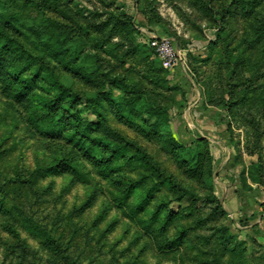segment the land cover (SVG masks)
I'll return each mask as SVG.
<instances>
[{
	"label": "rangeland",
	"instance_id": "obj_1",
	"mask_svg": "<svg viewBox=\"0 0 264 264\" xmlns=\"http://www.w3.org/2000/svg\"><path fill=\"white\" fill-rule=\"evenodd\" d=\"M47 3L32 8V19L45 11L59 28L63 18L58 9L63 6L73 7L82 15L77 19L81 25L94 22L90 19L95 13L100 20H109L126 12L133 16L135 25L152 35L172 38L181 60L164 66L154 54L167 70L169 84L179 85L180 90L167 101L168 118L160 136H146L118 119L111 96L97 98L98 104L91 101L96 99L93 93L104 92L107 86L95 87L79 80L39 48L28 46L31 69L37 67L39 75L45 70L51 76L48 82L34 77L30 91L48 97L57 95L64 116L78 117L82 123L100 122L97 135H103L102 125L107 126L118 134L116 138L125 149L121 151L123 156H116L105 171L97 173L101 168L91 165L74 141L34 132L28 112L0 82V206L14 204L21 208L46 227L61 247L59 254L51 253L20 225L18 217L0 212V264H264V119L254 129L246 126L244 114H252L255 122L259 119L260 111L251 108L252 103L229 112L228 68L222 66L219 79L214 64L219 55L209 48L217 39L216 28L225 21L233 29L236 44L242 29L257 15H264V0ZM245 11L250 15L244 16ZM0 32L27 45L1 19ZM146 37L139 41L144 43ZM111 42L122 40L113 35ZM84 50L91 52L87 47ZM253 62L256 69L244 77H258L254 87L247 89L258 97L261 87L264 89V79H259L264 65ZM177 65L179 75L172 72ZM208 75H212L211 83L207 82ZM203 77L208 86L205 90ZM112 93L113 97L120 94L118 90ZM144 118L148 125L154 121L148 115ZM168 136L172 141L166 147ZM176 141L188 149L187 153L171 150ZM131 155L136 156L133 164L122 162L124 156ZM251 164L261 168L249 172ZM119 179H137L140 185L129 192L128 185L119 184ZM143 198L147 199L144 211L133 216L126 210V204L133 207ZM158 204L164 205L165 215L168 210L175 215L162 234L163 247L139 222L147 220ZM218 205L224 208L223 213L217 210ZM180 235L181 242L173 243Z\"/></svg>",
	"mask_w": 264,
	"mask_h": 264
},
{
	"label": "trees",
	"instance_id": "obj_2",
	"mask_svg": "<svg viewBox=\"0 0 264 264\" xmlns=\"http://www.w3.org/2000/svg\"><path fill=\"white\" fill-rule=\"evenodd\" d=\"M47 1L0 0V19L3 25L12 29L27 44L20 45L15 41L16 39L0 32V82L3 83L1 86L14 101L23 105L28 112L27 120L34 132L46 136L62 135L74 141L81 154L92 161L91 165L101 168L97 172L101 173L100 171H103L112 159L123 156L121 151L125 149V145L116 138L118 134L109 130L107 126L102 125L103 135H97L96 131L100 128V122L99 125L92 122L82 123L78 117L74 120L64 116L57 95L48 97L36 91H30L35 82L34 77L48 82L51 76L45 70L39 75L37 67L31 69L28 46H32L33 49L39 48L79 80L95 87L107 86L108 90L93 93L96 99L91 101L98 104L97 98L111 96L118 119L146 136L149 134L160 136L168 118L167 101H171L173 93L180 90L179 85L169 84L167 70L161 67L154 50L151 47L152 50H150L146 43L139 41V38L143 37L139 30L142 26L134 24L132 15L119 12L118 15L113 13L116 15L114 18L111 16L109 20H100V15L95 13L90 19L94 22L81 25L77 23V19L82 15L75 13L73 7L63 6L58 9L60 18H63L58 28L59 23L49 17L45 11L35 19L30 16L33 7H37L40 3L41 5L49 4ZM243 5L246 3L244 2ZM253 7L255 4L252 5ZM141 14L144 13L141 12ZM243 15L249 16L250 13L245 11ZM262 16L257 15L252 23L249 22L248 26L242 29L241 39L236 44L232 34L233 29L228 28L229 24L226 21L224 24L220 23L216 28L217 39L209 46L210 51L215 49L219 55V61L216 60L214 63L219 79L222 66L228 68L229 90L226 91V104L230 107L229 112L232 113V109L249 103H252L251 108L260 111L257 122L252 114H244L246 126L253 129L256 125L260 126L259 120L264 119V89L261 87L258 97L255 91L254 93L247 91L248 88L254 87L258 77L254 80L252 76H244L256 69L253 60L259 62L260 67L264 65V15ZM66 18H69L72 23L69 24ZM84 21L87 22L88 19L84 18ZM113 35L121 38L122 42H111ZM86 47L90 48L91 52L84 50ZM110 58H114L115 62H111ZM231 60L234 63H230ZM204 79L203 77L202 84L205 90L208 86L204 83ZM206 79L208 83H211L212 75H208ZM259 79H264V73L260 74ZM56 83H58L57 80ZM113 90H118L120 94L113 97ZM210 90L212 98L214 89ZM205 93L207 96L210 94L207 90ZM181 94L184 95V92L181 91ZM35 100H38V103L34 102ZM145 115L153 117V123L148 125ZM103 120L104 117H102ZM168 138L165 141L166 147L172 141L170 136ZM171 150L186 153L188 151L181 142L177 141L173 143ZM135 157L134 155L124 156L122 162L133 164L131 160L136 159ZM257 167L261 168L257 164H251L249 172ZM118 183L128 185L127 190L132 192L140 185V180L119 179ZM191 195L194 196V193ZM146 203L147 199L143 198L133 206L134 208L126 204V210L134 216L145 210ZM161 204H158L157 209L147 220L139 219V222L150 238L156 243L159 241L160 246L163 247L162 241L165 237L162 234L168 221L175 215L169 210L166 212L167 215L162 213L164 205ZM217 210L220 213L224 212L221 205H218ZM0 212L10 217H18L20 225L30 234L38 237L43 247L51 253L61 252L58 241L47 228L34 221L18 206L2 205ZM181 238L182 235L175 237L172 242H181ZM164 244L168 246L167 242Z\"/></svg>",
	"mask_w": 264,
	"mask_h": 264
},
{
	"label": "built area",
	"instance_id": "obj_3",
	"mask_svg": "<svg viewBox=\"0 0 264 264\" xmlns=\"http://www.w3.org/2000/svg\"><path fill=\"white\" fill-rule=\"evenodd\" d=\"M139 30L143 37L148 36L144 43L154 50L157 56L162 60L164 66H168L177 60H181L178 55V49L172 42V38L152 35L142 27H140Z\"/></svg>",
	"mask_w": 264,
	"mask_h": 264
},
{
	"label": "crops",
	"instance_id": "obj_4",
	"mask_svg": "<svg viewBox=\"0 0 264 264\" xmlns=\"http://www.w3.org/2000/svg\"><path fill=\"white\" fill-rule=\"evenodd\" d=\"M172 72L175 73L176 75H179V66H175L173 69H172ZM185 115V114H184Z\"/></svg>",
	"mask_w": 264,
	"mask_h": 264
}]
</instances>
